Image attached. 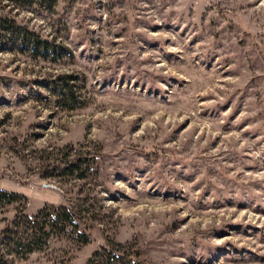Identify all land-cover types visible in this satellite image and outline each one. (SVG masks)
Returning <instances> with one entry per match:
<instances>
[{"label": "rangeland", "instance_id": "rangeland-1", "mask_svg": "<svg viewBox=\"0 0 264 264\" xmlns=\"http://www.w3.org/2000/svg\"><path fill=\"white\" fill-rule=\"evenodd\" d=\"M0 14L60 49L0 48V188L24 196L0 231L66 206L90 238L61 219L26 257L4 241L6 264H87L110 241L141 264H264V0H0ZM66 80L77 99L56 91Z\"/></svg>", "mask_w": 264, "mask_h": 264}, {"label": "trees", "instance_id": "trees-1", "mask_svg": "<svg viewBox=\"0 0 264 264\" xmlns=\"http://www.w3.org/2000/svg\"><path fill=\"white\" fill-rule=\"evenodd\" d=\"M18 6H31L35 3L40 4L44 1L52 6L58 0H8ZM9 44L12 50H18L22 53L29 52L33 55H41L44 58H56L60 49L55 42L43 38L36 31L20 24L15 18L0 14V48ZM64 81L62 86H58L59 92L66 101L77 99L73 95L72 86ZM77 164H71L68 167L70 173H75ZM24 196L0 188V208L2 205L13 203ZM24 209V208H23ZM57 218V220L55 218ZM63 219L71 226L73 232L77 233L80 239L87 242L89 236L80 231V226L75 220L72 211L66 206H45L36 215H28L24 210H18L14 219L5 225L0 231V247L6 241L10 247H15L19 253L24 250L20 257H26L36 249H40L45 241H49L50 227ZM129 243L110 241L107 247H101L93 252L89 257L87 264H141L139 255L132 250ZM1 249V248H0ZM3 254H0V264H6Z\"/></svg>", "mask_w": 264, "mask_h": 264}]
</instances>
